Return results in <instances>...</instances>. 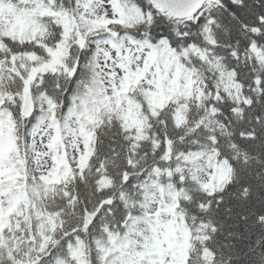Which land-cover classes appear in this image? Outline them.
<instances>
[{"label":"trees","instance_id":"1","mask_svg":"<svg viewBox=\"0 0 264 264\" xmlns=\"http://www.w3.org/2000/svg\"><path fill=\"white\" fill-rule=\"evenodd\" d=\"M75 1L42 0L41 7L70 12ZM108 1L116 16L95 22L84 33L83 44L71 37L61 54L36 45L44 43L46 30L54 24L39 13L31 15L34 5L28 0H14L13 11L19 18L28 16L33 41L0 29V134H6L0 137V183L6 194L0 201V234L16 233L18 224L39 225L45 211L48 232L74 229L83 238L84 211L110 194L115 201L102 214L112 235L125 234L127 219H139L135 207L144 204L142 186L150 181L183 195L178 216L185 233L194 237L190 264H264V0H208L197 16L184 20L152 8L146 0ZM123 35L151 47L166 43L176 52L186 48L193 58V92L174 93L152 109L141 88L128 80L119 90L126 98L120 116L118 101L99 89L97 53L99 41L109 36L113 44ZM190 45L203 57L195 56ZM50 60H58L57 65L46 66ZM26 84L39 100L55 105L58 129L67 128L61 107H77L83 150L77 160L81 172L65 190L70 195L58 197L64 191L54 183L44 189L30 165L29 130L46 114L37 107L31 118L20 115ZM198 150L213 152L227 164L222 185L200 190L193 166L181 161L182 155ZM177 164L195 186H180L167 175L165 170ZM125 174L129 178L122 184ZM108 178L114 185L102 188ZM83 240L85 248L94 247L92 238Z\"/></svg>","mask_w":264,"mask_h":264},{"label":"rangeland","instance_id":"2","mask_svg":"<svg viewBox=\"0 0 264 264\" xmlns=\"http://www.w3.org/2000/svg\"><path fill=\"white\" fill-rule=\"evenodd\" d=\"M78 10L80 14L88 15L91 21L103 17H115V10L107 0H80ZM64 24L66 29H69V23L65 21ZM120 41L122 46L117 48L120 52L110 49L105 43L100 47L98 60L103 93L117 94L118 89L114 88L122 85L125 79L133 78L138 81L139 87L143 88L144 96L154 107L161 102L165 92L180 89L178 87L180 84L185 85L186 76L179 75L181 70L172 50L164 47L155 56L148 46H142L127 38H122ZM124 100L119 104L126 105ZM129 119L134 125L138 122L132 114ZM69 124V128L58 133L52 122L44 118L35 128L32 134V162L37 175H50L52 170L62 167L65 159L69 160L68 157L71 156L73 159L77 157L81 148V139L76 135L72 121H69ZM183 159H189L197 172L198 181L206 188L222 185L228 176L227 164L218 161L213 152L198 150L192 157ZM171 196L170 193L165 196L166 198L160 196L154 186H149L145 200L147 205L144 207L149 220L137 221L132 226L133 231L147 243L150 251H154L153 246H159L161 250L177 249L181 246L182 225L178 220L175 221L171 208L166 205V202H169L167 198ZM157 216L162 224L157 231L151 232L150 223L153 217Z\"/></svg>","mask_w":264,"mask_h":264},{"label":"flooded vegetation","instance_id":"3","mask_svg":"<svg viewBox=\"0 0 264 264\" xmlns=\"http://www.w3.org/2000/svg\"><path fill=\"white\" fill-rule=\"evenodd\" d=\"M6 21L10 23L11 19L7 18ZM60 39H61V33L59 34V40ZM46 229H47V223L44 222L43 223L44 233H41L39 236L37 234L26 235L30 246L34 240L39 239L38 241L40 244H38L36 248H38L40 252H46V249H47L46 242L48 239L47 236L50 238L60 240V237H57V234H47ZM70 231L72 233H75L74 229ZM69 232L67 233V235L65 233V235L68 236ZM97 232H98V229L93 228V233L96 234ZM124 238H127V236L125 235ZM136 238H138L137 235H136ZM139 241L140 240H135L134 241L135 243H133V245H131L132 243L128 241V243L130 244L129 249H123L121 248L122 246L121 243L123 241H119V245L121 246H118L116 244L117 240H113L112 244H114L115 249L106 250V240L102 242V239H101V243H100L101 249L100 250L103 254L102 260L97 261V262L94 261L95 259L94 253L92 255L89 253L88 255H86V257L88 258L87 264H179L177 260L173 259L174 255L172 254V251L170 250L162 251L163 255H155L154 254L155 252L153 251L137 249L138 246H142V244ZM141 252H143V254H140ZM110 254L117 255L118 259L116 260L110 259ZM37 255H38V252H35L32 256H29L28 257L29 260L24 262V264H37V261H38L36 259ZM180 264H182V262H180Z\"/></svg>","mask_w":264,"mask_h":264},{"label":"water","instance_id":"4","mask_svg":"<svg viewBox=\"0 0 264 264\" xmlns=\"http://www.w3.org/2000/svg\"><path fill=\"white\" fill-rule=\"evenodd\" d=\"M155 7H160L162 11H167L174 18H183L192 15L200 6L204 0H149ZM22 106L20 112L22 115L28 117L31 115L34 109V101L29 88H26L22 92ZM87 217H90L87 215ZM86 217V219H87ZM88 221H86L87 226Z\"/></svg>","mask_w":264,"mask_h":264},{"label":"snow or ice","instance_id":"5","mask_svg":"<svg viewBox=\"0 0 264 264\" xmlns=\"http://www.w3.org/2000/svg\"><path fill=\"white\" fill-rule=\"evenodd\" d=\"M246 219V217H244Z\"/></svg>","mask_w":264,"mask_h":264}]
</instances>
